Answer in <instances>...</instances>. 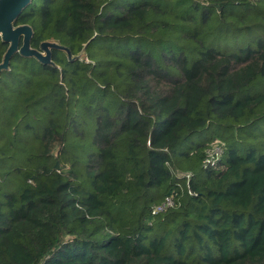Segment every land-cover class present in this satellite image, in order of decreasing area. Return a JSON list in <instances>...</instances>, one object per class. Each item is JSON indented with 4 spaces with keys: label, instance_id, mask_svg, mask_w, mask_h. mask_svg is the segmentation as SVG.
<instances>
[{
    "label": "trees",
    "instance_id": "1",
    "mask_svg": "<svg viewBox=\"0 0 264 264\" xmlns=\"http://www.w3.org/2000/svg\"><path fill=\"white\" fill-rule=\"evenodd\" d=\"M15 25L84 54L0 75V264H264V0H32Z\"/></svg>",
    "mask_w": 264,
    "mask_h": 264
},
{
    "label": "water",
    "instance_id": "2",
    "mask_svg": "<svg viewBox=\"0 0 264 264\" xmlns=\"http://www.w3.org/2000/svg\"><path fill=\"white\" fill-rule=\"evenodd\" d=\"M32 0H0V36L2 41L8 43V49L0 64L2 71L9 68L11 58L20 53L24 57L36 58L44 64H53L52 50H62L68 54L70 60H76L81 54L73 57L70 50L57 42L44 41L39 49L32 48L33 29L29 25H15V21L21 15ZM22 40V41H21Z\"/></svg>",
    "mask_w": 264,
    "mask_h": 264
},
{
    "label": "built area",
    "instance_id": "3",
    "mask_svg": "<svg viewBox=\"0 0 264 264\" xmlns=\"http://www.w3.org/2000/svg\"><path fill=\"white\" fill-rule=\"evenodd\" d=\"M222 150L221 148L218 146V144H214V146L210 149L207 150V158L205 160V164H211V165H214L216 163V161L219 159V157L221 156V153ZM179 176H186L188 178L191 177L190 174H183V173H179ZM174 206V200H173V197H167L166 200L155 206L153 208V214H158L160 212H163L165 210H167L168 208L170 207H173Z\"/></svg>",
    "mask_w": 264,
    "mask_h": 264
},
{
    "label": "rangeland",
    "instance_id": "4",
    "mask_svg": "<svg viewBox=\"0 0 264 264\" xmlns=\"http://www.w3.org/2000/svg\"><path fill=\"white\" fill-rule=\"evenodd\" d=\"M83 54H84V53H81V56H82ZM198 138H199V139H198ZM196 139H197L198 141H200V136H199V135H197V136H196ZM182 150H183V149H181V148H180V149H178L177 153H178V152H180V151H182Z\"/></svg>",
    "mask_w": 264,
    "mask_h": 264
}]
</instances>
